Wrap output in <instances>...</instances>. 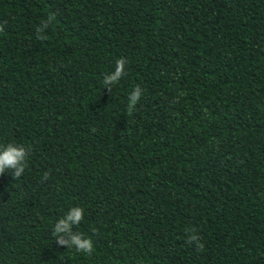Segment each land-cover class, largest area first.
<instances>
[{"label":"trees","instance_id":"16d2710c","mask_svg":"<svg viewBox=\"0 0 264 264\" xmlns=\"http://www.w3.org/2000/svg\"><path fill=\"white\" fill-rule=\"evenodd\" d=\"M0 25V147L28 152L0 264H264V0H0ZM72 207L91 255L55 241Z\"/></svg>","mask_w":264,"mask_h":264},{"label":"clouds","instance_id":"9594fccd","mask_svg":"<svg viewBox=\"0 0 264 264\" xmlns=\"http://www.w3.org/2000/svg\"><path fill=\"white\" fill-rule=\"evenodd\" d=\"M52 17L43 21L42 26L36 29L37 39L45 40L47 37L43 35ZM4 31V27L0 25V33ZM127 63L125 58H119L115 63V70L109 74H105L102 84L109 92L112 86L119 82L120 78L125 74L124 68ZM142 95L140 86H136L130 93L128 104L129 108L135 106ZM28 152L23 145H16L9 143L6 146L0 147V175L4 174L6 170L11 172L13 178H19L26 167V158ZM47 178V174H45ZM84 219V209L81 207H72L63 217H61L53 226V235L58 245L66 246V248H74L76 252H82L91 255L93 252V242L89 238L83 237L78 232H73V226L79 224ZM187 243H195L197 249H201L203 245L199 242L197 235L189 234L187 236Z\"/></svg>","mask_w":264,"mask_h":264}]
</instances>
